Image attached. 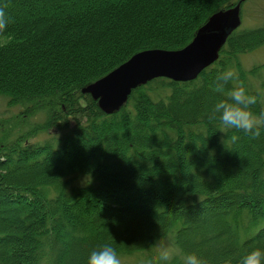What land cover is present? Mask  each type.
<instances>
[{"label": "trees", "instance_id": "trees-1", "mask_svg": "<svg viewBox=\"0 0 264 264\" xmlns=\"http://www.w3.org/2000/svg\"><path fill=\"white\" fill-rule=\"evenodd\" d=\"M239 2L0 0L11 18L0 97L20 107L0 117V264H86L102 243L129 255L167 236L180 254L148 264H183L193 251L237 264L264 248V133L208 119L241 82L264 113V63L241 59L264 45V24L233 30L196 79L155 78L113 113L83 92L139 51L185 47ZM225 69L236 80L219 92Z\"/></svg>", "mask_w": 264, "mask_h": 264}, {"label": "water", "instance_id": "water-1", "mask_svg": "<svg viewBox=\"0 0 264 264\" xmlns=\"http://www.w3.org/2000/svg\"><path fill=\"white\" fill-rule=\"evenodd\" d=\"M244 0H242L243 2ZM242 3L214 13L201 26L193 40L176 50L145 49L105 76L84 87L106 113L119 110L133 89L158 77L192 81L215 63L229 34L242 23Z\"/></svg>", "mask_w": 264, "mask_h": 264}, {"label": "clouds", "instance_id": "clouds-1", "mask_svg": "<svg viewBox=\"0 0 264 264\" xmlns=\"http://www.w3.org/2000/svg\"><path fill=\"white\" fill-rule=\"evenodd\" d=\"M10 22L11 18L5 8L0 7V33L7 29ZM235 80L236 73L233 70L218 71L214 80V89L223 92L225 86ZM227 95L228 99H217L208 113V119L218 120L227 128L243 130L253 138L260 137L264 133V113L258 116L250 109V105L257 102V96L249 94L242 82L230 88ZM154 259L168 261L170 259L168 246L162 244L158 257ZM86 264H121V259L112 244L102 243L90 251ZM183 264H208V262L193 251L184 254ZM225 264H230V261H225ZM237 264H264V248L256 247L246 251L239 257Z\"/></svg>", "mask_w": 264, "mask_h": 264}, {"label": "rangeland", "instance_id": "rangeland-1", "mask_svg": "<svg viewBox=\"0 0 264 264\" xmlns=\"http://www.w3.org/2000/svg\"><path fill=\"white\" fill-rule=\"evenodd\" d=\"M241 15L242 23L240 27L251 28L264 24V0H245L242 4ZM7 41L8 38L6 37L0 38V44L6 43ZM241 59L244 67L247 69H250L254 65L264 63V45L254 51L243 54ZM262 80H264V76L259 81L262 82ZM259 85L260 84L258 82L256 86ZM19 110V106L9 107L6 98L0 97V117H17ZM42 116L45 117V114L40 112L33 118V121L42 119ZM53 133L56 132L52 131L51 134ZM85 180L86 177H80L75 181V183H83ZM162 244L168 246L170 250V257L180 254L179 249L173 242L172 236H167L166 238L159 240L150 250L129 255H119L121 264H148L152 257H158L159 248Z\"/></svg>", "mask_w": 264, "mask_h": 264}]
</instances>
